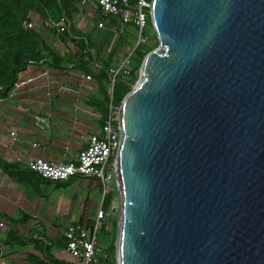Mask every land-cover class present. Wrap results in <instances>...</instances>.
<instances>
[{"label": "water", "instance_id": "95a60500", "mask_svg": "<svg viewBox=\"0 0 264 264\" xmlns=\"http://www.w3.org/2000/svg\"><path fill=\"white\" fill-rule=\"evenodd\" d=\"M121 101L116 264H264V0H152Z\"/></svg>", "mask_w": 264, "mask_h": 264}, {"label": "crops", "instance_id": "0c3cea01", "mask_svg": "<svg viewBox=\"0 0 264 264\" xmlns=\"http://www.w3.org/2000/svg\"><path fill=\"white\" fill-rule=\"evenodd\" d=\"M79 2L75 4L78 12L69 19L70 30L91 39L93 54L109 52L116 43V34L125 27L115 18L112 23L100 17L101 13L92 2L84 8ZM31 17L33 27L38 28L48 45L52 44L61 54L76 53L79 37H73L75 41L68 40L66 44L60 43L58 38H51L38 15ZM98 23L104 26L98 28ZM90 30L94 35L88 33ZM56 33L60 34L57 29ZM126 51L124 44L117 49L111 68ZM97 67L89 66L91 70ZM86 76L91 79L86 80ZM28 80L25 86L14 88L7 98L0 99V160L19 170L18 175L11 176L0 169V223L3 224L0 227V264H33L32 256L45 264H55L57 260L73 264L63 233L70 225L92 227L96 223V213L101 207L96 202L90 204V193L84 192V186L90 188L89 191H94L91 189L94 185L95 189L102 186L100 182L91 185L95 179L82 177L70 180L66 187L41 181L27 171L26 163L34 159L71 162L85 149L89 136H102L101 116L86 106L90 96H99V86L90 73L71 64L63 70L50 69L45 64L29 66L19 74L18 82ZM109 89L110 81L108 95ZM10 133H15V137ZM12 220L16 224L12 225ZM12 231L17 237L14 240L8 237Z\"/></svg>", "mask_w": 264, "mask_h": 264}, {"label": "trees", "instance_id": "16d2710c", "mask_svg": "<svg viewBox=\"0 0 264 264\" xmlns=\"http://www.w3.org/2000/svg\"><path fill=\"white\" fill-rule=\"evenodd\" d=\"M80 0H0V99H5L14 89V85L18 81L19 74L24 72L29 66L45 64L47 68L63 70L68 64L81 71L90 73L99 86V96H90L86 106L98 113L100 123L103 126L109 114L110 96L107 94V85L109 79V69L113 64V58L118 47L123 46L122 38L117 39L110 51L102 55L98 51L94 54L91 52L92 44L88 36L82 37L78 33L74 34L73 30L69 33H56V28L53 24L57 23L62 15L68 19H72V14L77 13L75 4ZM152 0H150L151 2ZM32 14H36L42 20V26L48 31L51 38H58L60 43L66 44L69 41H75L73 37H79L76 43V53L72 55L70 52L61 54L53 45H48L38 28H27L26 24H33ZM102 17V16H100ZM105 20H115L111 17H102ZM48 22L49 25H44ZM152 29L150 18L147 20V25ZM153 31V29H152ZM73 32V33H72ZM71 37H70V36ZM153 37L147 39L148 42L157 41L153 32ZM125 45V44H124ZM144 45L139 43L134 50V60L131 65V71L127 77L123 75L116 76V81L112 93V105L117 106L121 103L127 93L131 91V81L138 76V71L144 57L153 49L149 45L139 50V46ZM90 65H97L96 70H91ZM0 169L4 172H9L11 176L18 175L14 165H7L0 160ZM11 169V170H8ZM27 171L34 176L27 169ZM37 178L41 181L42 178ZM49 182V181H46ZM52 183V182H49ZM66 183H54L58 186L66 187ZM110 202L103 200L101 209H109ZM2 218V217H0ZM12 225L16 224L15 220L10 221ZM93 227V226H92ZM8 237L11 240L17 238L14 232H9ZM116 238V229L113 232V244L111 250L106 253L108 256L107 264H115V247L114 241ZM36 241V240H35ZM17 242H26L17 241ZM33 264H45L40 259L32 256L30 258ZM55 264H64L60 261H55ZM69 264V263H65Z\"/></svg>", "mask_w": 264, "mask_h": 264}, {"label": "built area", "instance_id": "2783aa9c", "mask_svg": "<svg viewBox=\"0 0 264 264\" xmlns=\"http://www.w3.org/2000/svg\"><path fill=\"white\" fill-rule=\"evenodd\" d=\"M93 3L99 10L102 17H111L119 21L120 25L130 26L135 29L139 43L147 40L143 37V31L146 28L147 20L150 18L151 2L150 0H80L81 8ZM79 6V7H80ZM80 8V9H81ZM71 21L62 16L53 26L58 33H69ZM27 28H33V24H26ZM103 23H98L97 27L102 28ZM135 47L123 55L117 64L109 69L110 89L109 95L116 81V76L123 75L127 77L131 71L130 65L134 60ZM90 80V76L85 77ZM28 81L18 82L14 88L25 86ZM116 106L109 105V114L104 125L101 127L102 136L91 135L87 138V145L71 162H47L42 159H34L26 163V168L36 174L43 180L52 183H66L70 180L82 177L97 179L101 186L105 187L111 180H115L112 169L113 161L120 146V133L117 117L114 116ZM36 120L45 122V119L36 117ZM15 137V133H10ZM105 216V212L99 209L96 214V223L93 227L83 225H70L64 231L63 236L66 239V251L73 259V264H107L108 256L98 248L96 233L100 220ZM0 223V227H2Z\"/></svg>", "mask_w": 264, "mask_h": 264}, {"label": "rangeland", "instance_id": "374dc122", "mask_svg": "<svg viewBox=\"0 0 264 264\" xmlns=\"http://www.w3.org/2000/svg\"><path fill=\"white\" fill-rule=\"evenodd\" d=\"M135 31L136 30L131 28L130 26H125V29L122 30L119 34H116V36H115V32H114L112 35V39L115 37H117V39L122 38L125 46L127 47L126 52L131 51L138 42V38L136 36ZM153 32L154 31H152V29L149 26H146L142 35L146 39H150L154 36ZM88 33L90 35H94L91 30L88 31ZM142 44H144V45L148 44L149 47H151L153 50L156 49L157 45H158L157 41H153L150 43L147 40H145ZM144 45L139 46V50L146 47ZM118 48H120V47H118ZM100 51H102V49H99V52ZM123 55H121L119 58L122 59ZM131 65H130V67H131ZM138 75H139V71H138ZM137 79H138V76L133 81H131V87H133L135 85ZM120 104L116 106V110H114V113H115L114 116H118ZM97 182H99V181L97 179H95L93 182H91V185L97 184ZM85 187L86 186H84V192L90 193L89 199L91 201V203H90L91 205L96 202L99 205V207H101L103 200H105L106 203L110 202V204H111L109 209L108 208L104 209L105 216H104L103 220L101 219L97 233H96V240L98 243V248L102 252L108 253L112 248L113 232L115 231V229H116V235H117L119 203H118V195L116 192L115 180H111L105 187L102 186L100 189H98V188L95 189V185H94L93 188H91L94 191H89L90 188H85ZM115 241H116V238H115ZM115 241H114V246H115ZM114 257H115V255H114ZM115 264H116V261H115Z\"/></svg>", "mask_w": 264, "mask_h": 264}]
</instances>
